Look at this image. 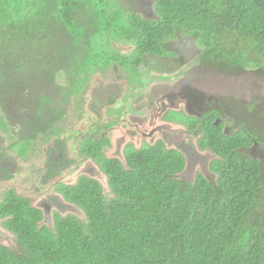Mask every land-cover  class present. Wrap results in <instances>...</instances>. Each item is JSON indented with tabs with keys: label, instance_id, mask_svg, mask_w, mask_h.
<instances>
[{
	"label": "trees",
	"instance_id": "1",
	"mask_svg": "<svg viewBox=\"0 0 264 264\" xmlns=\"http://www.w3.org/2000/svg\"><path fill=\"white\" fill-rule=\"evenodd\" d=\"M123 8L117 0H0V77L50 58L74 62L77 75L103 67L111 37L135 44V64L143 53L162 54L181 32L195 39L201 66L264 78V0H155L157 17L147 20ZM201 126L198 146L221 158L210 165L217 181L178 179L185 160L161 144L131 153L127 171L100 158L111 196L82 182L70 200L86 221L72 218L54 233L36 227L31 209L12 206L21 239L16 251L0 245V264H264V177L258 165L242 167L236 153L250 140Z\"/></svg>",
	"mask_w": 264,
	"mask_h": 264
},
{
	"label": "flooded vegetation",
	"instance_id": "2",
	"mask_svg": "<svg viewBox=\"0 0 264 264\" xmlns=\"http://www.w3.org/2000/svg\"><path fill=\"white\" fill-rule=\"evenodd\" d=\"M117 1L124 4V11L130 17L139 15L132 10L130 0ZM112 33L131 34L129 29H112ZM182 36L185 34L177 32L162 54L143 53L135 64L133 60L139 57L135 44L126 37H111L109 43L104 40L103 53L109 62L103 67L91 71L84 69L77 75L70 69L75 66L74 62L50 58L34 62L35 66L23 74L11 72L6 78L0 77V240H10V235L15 240L21 239L13 231L16 216L10 212L12 206L15 212L31 209L36 213L33 215L36 227L49 233H54L57 225L72 218L84 223L86 214L70 200V194L89 180L96 182L107 198L102 187L106 185L110 193L112 189L100 158L116 161L127 171L131 153L161 144L165 150L178 152L186 160L181 149L169 147L173 138L168 134L154 138L152 143L142 142L140 147L130 142L131 137L151 138L141 130L145 124L143 116L149 111H155L162 121L157 126L177 133L178 129L172 127L181 128V133L188 129L194 138L195 151L201 150L198 142L203 135L202 123L211 124L222 137L243 134L250 143L236 150L242 160L241 166H251L255 170L258 165L264 177V85L261 84L258 91L249 85L247 89L239 77L228 84L227 80L235 75H227L219 77L217 82L200 83L196 90L189 88L188 93L179 89L177 94H171L181 77L190 74L192 69L196 71V67H203L199 66L200 49L197 47L189 54L192 63L198 66L180 63L179 57L172 52L173 42L179 41L181 45ZM169 60L175 62L170 66ZM154 76L158 78L148 85L143 83L144 78ZM121 85H129L126 93L122 91V95L113 100L115 90ZM112 87L115 89L109 93L107 89ZM243 87L246 93L239 91ZM129 94L132 97L127 108L131 107L125 112L119 104L127 101ZM176 115L193 119L194 123L189 127L183 120L172 117ZM134 120H138L139 126L132 124ZM201 152L213 154L212 162L221 159L209 149ZM208 169L212 177L206 178L212 181L216 176L218 179L210 166ZM5 202H9V211ZM69 206L79 208L84 220L67 213L65 210ZM52 211V227H49L44 223V216Z\"/></svg>",
	"mask_w": 264,
	"mask_h": 264
},
{
	"label": "rangeland",
	"instance_id": "3",
	"mask_svg": "<svg viewBox=\"0 0 264 264\" xmlns=\"http://www.w3.org/2000/svg\"><path fill=\"white\" fill-rule=\"evenodd\" d=\"M154 1L153 0H130V6H132V10L135 11V13L139 14V15H143L146 18H152L155 14H154ZM126 8H129L128 5L125 6ZM181 40V45H179V41H174L173 42V50L172 52H174L178 57H179V62L180 63H191L194 66H198L196 64V62L192 63V58L190 56V50L191 53H194L197 47V50L199 49L196 42L193 41V39L191 37H185L182 36L180 38ZM195 42V43H194ZM196 45V46H195ZM129 54L132 53V51L128 52ZM126 54V53H125ZM182 58V60L180 59ZM185 58V60H184ZM169 65L171 66L175 61L174 60H169ZM201 66V65H199ZM197 70L194 71V69H192L190 71V74H188L187 76L181 77L180 80H183L184 83L186 84V86L188 88H194L196 90V85L199 86L200 83H206L209 80H213V82H217L216 80L222 79V77L227 76L221 73L216 74L215 72H212L210 70H208L205 67H196ZM120 73L122 74V71L120 70ZM259 74V73H258ZM256 73V71H247L245 73H240L237 74L235 76H233L232 78H229L227 81L228 84L232 83L231 81H234L233 78L235 77H239V80L243 79V83L242 85L245 86L247 89V85H249L252 89H254L255 91H258L261 88V84L264 85V78L260 77V74L258 75ZM123 75V74H122ZM152 77L151 79H149L148 77L143 79V83L145 85H148L149 82L153 81L154 79H157L158 77ZM247 77V78H246ZM186 80L190 81V84H187ZM236 82V81H235ZM239 84H241V81H238ZM178 85L176 86V88L174 89V91L171 92L177 94L179 92L178 89ZM129 85H121V87H117V89L115 90V96L113 98V100L117 99L118 97H120L122 95V91L123 93H126V89ZM175 86V85H174ZM132 88H136L135 85L133 84ZM199 88V87H198ZM112 89H107V91L110 93L113 91ZM129 89L131 90V88L129 87ZM242 93L245 92L246 90L245 88H240V90ZM132 97V94L128 95V100L122 102L121 104H119V107H121L125 112L131 107L127 108V104L129 99ZM143 117H145V120L143 121L145 124H143L141 126V130L143 132L148 133L147 137H149L150 135V139H146V138H135V137H131L130 138V142L132 144H134L136 147H140V145L142 144V142L148 141L149 143H152L154 141V138H157L159 136H162V134H168L170 135L173 139L172 144H169L170 148H177V149H181V151L183 152V154L185 155V159H187V154L190 152H195L196 156H202V155H198V154H205L202 157H205L206 159V164L204 165L203 163H201L200 161H198V159L195 160V166L193 168V170H190L189 172L184 171V173H181L178 177V179L187 181V182H194L195 178L198 175L201 176H211L212 174H209V166L210 163L213 161V159L215 158V156L213 154H210L209 152H201V150H197L195 151L194 146L195 143H193L194 138L191 136V134L188 133V129L185 130L183 133H181L182 129L181 128H176V127H172L174 129H178V133L175 132V130H170L167 127H163V126H157L159 124L162 123V121L158 118L159 116H156L155 111H149L147 114H145ZM182 118V117H180ZM183 121L188 125L190 122H188V120L186 118H182ZM138 120H134L132 122V124L134 126H139L137 124ZM143 127L145 128V130L143 129ZM159 128H162V130H159ZM128 132V130H127ZM173 132V133H171ZM174 136V137H173ZM174 143L176 145H174ZM183 147H187L186 150H184ZM198 158V157H197ZM197 162H198V167H197ZM203 165V166H202ZM197 167V168H196ZM28 172V170H27ZM208 178V177H207ZM216 176L213 177L212 181H215ZM105 181V179H104ZM100 183V182H99ZM103 186V185H102ZM103 191L105 192V194L107 195V197L111 196V193L109 192V189L106 187V185H104L103 187ZM67 210H65L67 213L72 214L74 216H76L78 219L80 220H84L83 218L85 217L84 214L82 213V211L74 206H69L68 208H66ZM52 212L50 213H46L44 216V223L45 225L52 227ZM10 240H0V244H2L5 248H8L10 250H14L16 251L18 249L17 247V241L11 237V235L9 236Z\"/></svg>",
	"mask_w": 264,
	"mask_h": 264
},
{
	"label": "water",
	"instance_id": "4",
	"mask_svg": "<svg viewBox=\"0 0 264 264\" xmlns=\"http://www.w3.org/2000/svg\"><path fill=\"white\" fill-rule=\"evenodd\" d=\"M153 1H155V0H153ZM154 3V2H153ZM151 19H155V15L151 18ZM193 39V41H195V39L194 38H192ZM186 82H187V84H190V81L189 80H186ZM178 89H182L183 91L184 90H186L187 91V93H188V90H189V88L186 86V84L184 83V81L183 80H180V81H178ZM199 155V154H198ZM187 159L185 160V168H184V170H183V172L182 173H184V171H186L187 170V172H189L190 170H193V168H194V166H195V160L196 159H198V161H200L201 163H203L204 165L206 164V159H205V157H200V156H196V154H195V152L193 151V152H190V153H188L187 155ZM198 157V158H197ZM203 166V165H202ZM197 167H198V162H197ZM196 167V168H197ZM180 175V174H179ZM178 175V176H179Z\"/></svg>",
	"mask_w": 264,
	"mask_h": 264
},
{
	"label": "clouds",
	"instance_id": "5",
	"mask_svg": "<svg viewBox=\"0 0 264 264\" xmlns=\"http://www.w3.org/2000/svg\"><path fill=\"white\" fill-rule=\"evenodd\" d=\"M154 3H155V1H154ZM154 14H155V12H154ZM156 17H157V16H156V14H155V19H156ZM186 36H187V35H185V37H186ZM187 37H189V36H187Z\"/></svg>",
	"mask_w": 264,
	"mask_h": 264
}]
</instances>
